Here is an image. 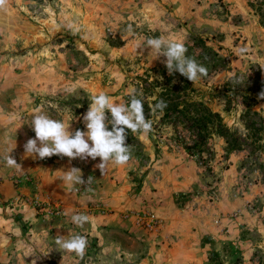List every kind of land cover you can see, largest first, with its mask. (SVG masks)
<instances>
[{
    "label": "rangeland",
    "instance_id": "rangeland-1",
    "mask_svg": "<svg viewBox=\"0 0 264 264\" xmlns=\"http://www.w3.org/2000/svg\"><path fill=\"white\" fill-rule=\"evenodd\" d=\"M261 14L264 0H4L0 158L15 140L10 155L22 170L0 159V264H264V151L248 143L227 152L214 136L197 154L151 114L152 131L133 133L139 152L103 175L99 158H21L37 108L85 130L91 96L126 103L146 71L176 81L163 56L137 49L150 37L182 41L207 69L194 83L199 101L246 133L241 98L221 92L234 90L230 79L240 91L257 79L252 112L264 116ZM71 167L91 177L87 189L59 179ZM76 213L89 217L83 228L71 222ZM75 234L88 240L82 259L55 241Z\"/></svg>",
    "mask_w": 264,
    "mask_h": 264
},
{
    "label": "clouds",
    "instance_id": "clouds-1",
    "mask_svg": "<svg viewBox=\"0 0 264 264\" xmlns=\"http://www.w3.org/2000/svg\"><path fill=\"white\" fill-rule=\"evenodd\" d=\"M3 3L4 0H0V4ZM128 31L132 32L131 25L128 26ZM137 49H149L153 59L163 56L165 58L163 63L169 75L178 72L192 84L207 75L204 66L186 56L187 47L182 41H166L163 38L150 37L147 38L145 46L137 45ZM261 95L264 96V93ZM129 97L126 103H116L103 92L91 96L88 110L82 116L85 130L69 131V123L52 119L41 109H35L29 124L34 137L23 144L21 158L44 160L55 155L60 158L67 157L69 163L77 158L82 161L99 158L100 162L95 168L100 170L101 175L109 164L125 165L131 158V147L126 143L129 131L144 134L152 131V121L145 118L144 103L142 99L137 98L135 89L130 92ZM166 107L164 100L157 99L149 109V115L155 114L157 110L163 111ZM15 147V140L11 141L6 154L0 159L6 166L22 170L10 155ZM59 179L73 191H79L77 185L87 189L91 183V177L85 180L81 170L76 167L64 171ZM70 219L78 228H83L89 221V217L83 213L73 214ZM55 241L62 251L74 253L81 259L88 246L87 238L80 234L72 235L67 239L65 236H58Z\"/></svg>",
    "mask_w": 264,
    "mask_h": 264
},
{
    "label": "trees",
    "instance_id": "trees-1",
    "mask_svg": "<svg viewBox=\"0 0 264 264\" xmlns=\"http://www.w3.org/2000/svg\"><path fill=\"white\" fill-rule=\"evenodd\" d=\"M261 4L259 5V8ZM260 24L264 26V15H260ZM165 74V72H164ZM176 75L177 80L173 81L172 76L160 79L150 80L148 71L143 76H139L134 84L137 98L142 99L144 103V114L149 115V109L157 101L162 99L166 102L167 107L163 111L157 110L154 114L159 117V128L168 125L174 131L173 135L178 136L176 143L184 144L186 150L197 154H202L207 146V142L215 137L222 139L226 145L227 152L240 151L248 143L253 151H264V116L257 112H252L257 99L253 95L259 93L261 84L257 79L244 90H238L241 84L236 83L234 79L228 80L225 85H234V90L222 91L223 96L237 95L241 98L245 111L242 115L244 131L240 134L237 131H231L224 123L221 116L211 111L205 103L199 101L196 95L197 90L194 83L188 81L179 73ZM262 94V93H261ZM262 96V95H261ZM129 95L126 97L129 100ZM230 99V96H227ZM264 114V112H263ZM251 116L259 117V120L252 119ZM181 140V142L179 141ZM187 140V141H186ZM189 141V142H188ZM126 143L131 147V154L139 152V142L131 131L126 137ZM136 151V152H135Z\"/></svg>",
    "mask_w": 264,
    "mask_h": 264
},
{
    "label": "built area",
    "instance_id": "built-area-1",
    "mask_svg": "<svg viewBox=\"0 0 264 264\" xmlns=\"http://www.w3.org/2000/svg\"><path fill=\"white\" fill-rule=\"evenodd\" d=\"M54 210L56 211V213H59V206L54 207Z\"/></svg>",
    "mask_w": 264,
    "mask_h": 264
},
{
    "label": "crops",
    "instance_id": "crops-1",
    "mask_svg": "<svg viewBox=\"0 0 264 264\" xmlns=\"http://www.w3.org/2000/svg\"><path fill=\"white\" fill-rule=\"evenodd\" d=\"M192 1H194V2H195L196 0H192Z\"/></svg>",
    "mask_w": 264,
    "mask_h": 264
}]
</instances>
